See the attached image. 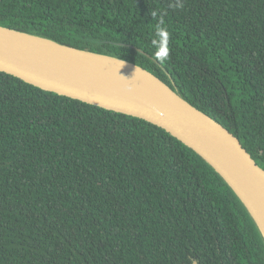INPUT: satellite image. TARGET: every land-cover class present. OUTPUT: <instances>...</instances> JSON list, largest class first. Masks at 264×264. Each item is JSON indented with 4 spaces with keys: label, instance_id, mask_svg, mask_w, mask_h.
<instances>
[{
    "label": "trees",
    "instance_id": "obj_1",
    "mask_svg": "<svg viewBox=\"0 0 264 264\" xmlns=\"http://www.w3.org/2000/svg\"><path fill=\"white\" fill-rule=\"evenodd\" d=\"M0 26L142 67L264 169V0H0ZM195 263L264 264L209 164L145 120L0 72V264Z\"/></svg>",
    "mask_w": 264,
    "mask_h": 264
},
{
    "label": "water",
    "instance_id": "obj_2",
    "mask_svg": "<svg viewBox=\"0 0 264 264\" xmlns=\"http://www.w3.org/2000/svg\"><path fill=\"white\" fill-rule=\"evenodd\" d=\"M0 72L165 130L225 180L264 237V169L234 134L149 71L122 59L0 26ZM137 77L151 82L153 90H133L131 82Z\"/></svg>",
    "mask_w": 264,
    "mask_h": 264
},
{
    "label": "clouds",
    "instance_id": "obj_3",
    "mask_svg": "<svg viewBox=\"0 0 264 264\" xmlns=\"http://www.w3.org/2000/svg\"><path fill=\"white\" fill-rule=\"evenodd\" d=\"M156 35L159 36L161 39L159 41L153 40V45L156 48L154 53L155 59L158 61L163 62L168 58V50L166 47V39L168 36L167 30L157 26ZM123 65V61H119Z\"/></svg>",
    "mask_w": 264,
    "mask_h": 264
},
{
    "label": "bare ground",
    "instance_id": "obj_4",
    "mask_svg": "<svg viewBox=\"0 0 264 264\" xmlns=\"http://www.w3.org/2000/svg\"><path fill=\"white\" fill-rule=\"evenodd\" d=\"M113 75L110 76V80ZM131 88L136 91L140 90H153L152 84L149 81H146L142 78L137 77L133 82H131Z\"/></svg>",
    "mask_w": 264,
    "mask_h": 264
}]
</instances>
